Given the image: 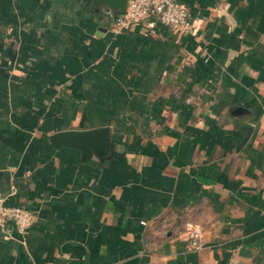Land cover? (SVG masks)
Listing matches in <instances>:
<instances>
[{
	"label": "crops",
	"instance_id": "1",
	"mask_svg": "<svg viewBox=\"0 0 264 264\" xmlns=\"http://www.w3.org/2000/svg\"><path fill=\"white\" fill-rule=\"evenodd\" d=\"M178 1L192 33L0 0L5 202L35 216L0 264H264V0ZM100 126L105 159L49 139Z\"/></svg>",
	"mask_w": 264,
	"mask_h": 264
},
{
	"label": "built area",
	"instance_id": "2",
	"mask_svg": "<svg viewBox=\"0 0 264 264\" xmlns=\"http://www.w3.org/2000/svg\"><path fill=\"white\" fill-rule=\"evenodd\" d=\"M161 24L181 33H192L193 16L186 5L178 0H127L125 12L114 18L116 31L143 23ZM7 195H0V225L5 227L13 222L19 233L25 235L34 221V212L23 205L6 204ZM8 236H11L6 228ZM188 240L192 247H200L203 228L193 225L188 229Z\"/></svg>",
	"mask_w": 264,
	"mask_h": 264
},
{
	"label": "water",
	"instance_id": "3",
	"mask_svg": "<svg viewBox=\"0 0 264 264\" xmlns=\"http://www.w3.org/2000/svg\"><path fill=\"white\" fill-rule=\"evenodd\" d=\"M97 2L106 3L113 10L114 18L125 12L127 4V0H97ZM49 139L51 144L58 148L67 146L81 150L83 159L90 158L94 154L105 159L115 152L111 129L108 126L56 131ZM2 182L3 170H0V189Z\"/></svg>",
	"mask_w": 264,
	"mask_h": 264
},
{
	"label": "trees",
	"instance_id": "4",
	"mask_svg": "<svg viewBox=\"0 0 264 264\" xmlns=\"http://www.w3.org/2000/svg\"><path fill=\"white\" fill-rule=\"evenodd\" d=\"M86 2H87L88 5L90 4V2H89L88 0H86ZM108 10H110L111 12H113V10H112L111 8L108 9ZM105 12H106V11H105ZM111 16H113V14H111ZM9 183H10V182H9V172H7V171H3V182H2L1 189H0V191H1V190L4 191L3 194L6 192L8 186H9Z\"/></svg>",
	"mask_w": 264,
	"mask_h": 264
},
{
	"label": "flooded vegetation",
	"instance_id": "5",
	"mask_svg": "<svg viewBox=\"0 0 264 264\" xmlns=\"http://www.w3.org/2000/svg\"><path fill=\"white\" fill-rule=\"evenodd\" d=\"M90 4L94 5V9L97 12H101L103 14L105 13V11L107 12L108 9H110V7L106 3H98L97 0H91Z\"/></svg>",
	"mask_w": 264,
	"mask_h": 264
}]
</instances>
